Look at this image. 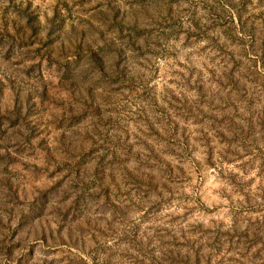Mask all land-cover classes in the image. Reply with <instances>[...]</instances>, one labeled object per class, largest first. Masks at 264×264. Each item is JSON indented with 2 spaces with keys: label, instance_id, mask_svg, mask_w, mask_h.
<instances>
[{
  "label": "rangeland",
  "instance_id": "obj_1",
  "mask_svg": "<svg viewBox=\"0 0 264 264\" xmlns=\"http://www.w3.org/2000/svg\"><path fill=\"white\" fill-rule=\"evenodd\" d=\"M0 264H264V0H0Z\"/></svg>",
  "mask_w": 264,
  "mask_h": 264
}]
</instances>
